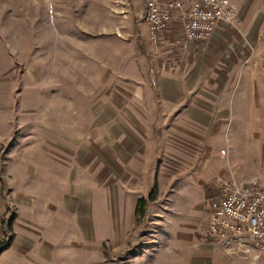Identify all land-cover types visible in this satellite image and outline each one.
<instances>
[{
  "label": "crops",
  "instance_id": "1",
  "mask_svg": "<svg viewBox=\"0 0 264 264\" xmlns=\"http://www.w3.org/2000/svg\"><path fill=\"white\" fill-rule=\"evenodd\" d=\"M231 1L235 23L220 22L205 41L186 39L178 16L160 36L166 48L158 52L142 50L151 41L137 34L139 51L131 54L137 60L125 79L132 92L125 97L128 88L121 87L114 123L101 118L98 139L88 131L77 146L81 136L65 122L75 112L46 115L47 123L41 113L24 114L20 120L36 127L22 137L27 140L4 146L17 129L0 134V234L12 237L0 264H107L108 240L116 249L132 242V264H228L225 247L207 234L220 179L201 170L214 164V141L221 138L227 157L211 167L216 175L230 178L225 163H237L254 169L241 181L264 179V140L247 139L264 138L258 125L264 121V0ZM140 50L150 59H141ZM188 183L195 187L194 212L176 198ZM155 187V200L137 215L139 200ZM156 202L157 221L149 222ZM140 226L148 234L142 242Z\"/></svg>",
  "mask_w": 264,
  "mask_h": 264
},
{
  "label": "rangeland",
  "instance_id": "2",
  "mask_svg": "<svg viewBox=\"0 0 264 264\" xmlns=\"http://www.w3.org/2000/svg\"><path fill=\"white\" fill-rule=\"evenodd\" d=\"M142 2L143 0H0V134L4 135L7 129H13V132L17 129L13 138L6 141L4 146L15 140H27L22 138L24 135L31 137V131L36 128L35 121H26L24 124L20 120L24 118V114L41 113V122L47 123L50 121L46 120V115L52 118V114L65 116L75 112V117H72L74 120L65 122L74 123L76 135L81 136L80 139L77 138V146L81 148L82 138L89 134L88 131H94L91 134L98 139L101 118L103 121L112 117V122L109 121L108 124L114 123L116 94H121V87L128 88L124 91L125 97L132 92L131 85H127L130 82L125 79L131 78L128 70L135 65L134 60H137L136 56L131 55L139 51L137 34L150 38ZM262 32L261 49H264V25ZM139 46L150 53L156 50L158 52L165 44L144 41ZM139 55L144 56L141 50ZM142 56L141 59H150L149 56ZM69 99L73 103L69 104ZM19 121L24 124L22 127H17ZM258 125L264 128V121ZM112 131L114 132V128ZM247 139L254 140L255 144L264 140L256 137ZM222 145L225 143L221 138L214 141L210 161L214 164L202 169L201 173L207 175L212 172L211 177L217 176L224 181H241L242 177H249L254 169L235 167L237 163H225L226 174L230 178L223 179L221 175H216L217 170H211L216 161L224 163L227 158L225 150H222L221 155ZM4 156H0L1 160ZM257 156H260L259 151ZM163 159L166 158L161 156L162 162ZM167 161L165 162L170 163ZM157 163L155 160L153 168ZM259 171L264 177V168ZM189 177L191 183L193 175L190 173ZM193 188L194 185L188 183V187L176 196L192 212L195 208L190 205L196 201L191 192ZM163 189V185H160L159 196ZM160 205V202L151 205L149 222L157 221L155 214ZM184 212L188 213L187 210ZM184 212L182 216H187ZM189 219L187 216L188 223L191 222ZM146 230L143 227L139 232L141 242L146 240ZM152 233L155 234L156 231L153 230ZM134 234H130L129 241L135 239ZM8 237L9 235L2 233L0 241ZM115 245V240H108L104 244L107 264H132V242L128 243L129 249H116ZM221 246L225 247L228 264H264V257L248 242L244 245L238 242L232 245L221 243Z\"/></svg>",
  "mask_w": 264,
  "mask_h": 264
},
{
  "label": "built area",
  "instance_id": "3",
  "mask_svg": "<svg viewBox=\"0 0 264 264\" xmlns=\"http://www.w3.org/2000/svg\"><path fill=\"white\" fill-rule=\"evenodd\" d=\"M150 40L156 42L177 18L188 40H207L220 22L235 23L231 0H143ZM220 200L207 221V234L218 243H250L264 257V182L219 180Z\"/></svg>",
  "mask_w": 264,
  "mask_h": 264
},
{
  "label": "trees",
  "instance_id": "4",
  "mask_svg": "<svg viewBox=\"0 0 264 264\" xmlns=\"http://www.w3.org/2000/svg\"><path fill=\"white\" fill-rule=\"evenodd\" d=\"M156 196L157 188L155 187L148 198L142 197L137 204V215L143 216L146 213L149 201H154ZM11 239L12 237L10 236L8 239L0 241V253L9 246Z\"/></svg>",
  "mask_w": 264,
  "mask_h": 264
}]
</instances>
